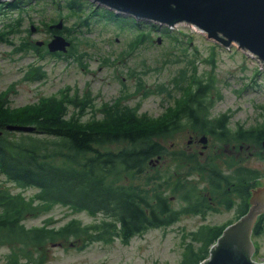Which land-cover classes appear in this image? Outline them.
<instances>
[{
    "label": "rangeland",
    "instance_id": "374dc122",
    "mask_svg": "<svg viewBox=\"0 0 264 264\" xmlns=\"http://www.w3.org/2000/svg\"><path fill=\"white\" fill-rule=\"evenodd\" d=\"M87 3L84 14L89 13L92 6L99 5L94 0H87ZM20 4L21 8H7L4 14H0V34L8 23L19 18L18 30L14 34L4 33L7 39L0 38V95L8 100L10 108L37 104L43 98L62 97L68 92L69 96L89 97L83 119L103 118L108 109L106 105L119 104V108L136 109L137 115L153 121L177 106L178 97L184 93L181 85H187L188 80L198 74L214 77L220 92V96L217 91L213 92L217 101L211 116L227 113L233 128L240 124L247 128L264 124L263 64L257 55L239 47L236 41L226 46L209 38L207 31L186 23L176 24L167 32L165 24L143 18L139 19V22L143 21L139 23L142 30L151 32L145 41H136L138 26H120L113 20L105 22L102 19L91 22V29L85 23L76 26L80 28L77 29L80 40L77 50H73L72 33H53L57 28L51 27L62 20L63 27L58 30H63L79 21L75 16H67L66 7L53 0H21ZM56 33L71 41L67 51H60L61 55L48 49L47 43ZM175 34L177 38L172 36ZM37 41L44 43L38 45ZM35 45L45 48L39 51ZM35 67L45 71V76L39 80L26 78ZM182 74L186 75V80L179 82ZM66 104L68 115L78 111L72 103L67 101ZM12 118L18 120L20 117ZM203 134L208 136L207 143L200 141ZM190 139L194 143L189 144ZM164 140L167 151L163 155L151 159L153 162L149 161L144 173L125 176L123 180L136 185L150 174L172 171L181 173L184 178H174V183L191 180L203 185L206 181L203 169L211 162L218 167L230 163L249 165L260 171V176L264 175V141H222L194 127H185ZM124 145L125 142L121 141L109 146L120 148ZM202 150L204 153L200 154ZM186 151L192 161L180 159L182 152ZM260 181L251 183L250 189L258 187ZM0 185L13 193L25 195L27 199L38 190L34 186H18L2 174ZM168 190L172 192L171 186ZM222 199L221 196L215 197V207L182 214L170 226L151 228L134 236L129 243L114 238L92 241L81 249L79 244L71 242L75 241L74 238L48 242L41 247L46 259L44 264H180L192 230L202 223H225L236 218L235 208H227ZM181 204L176 194L173 205L179 207ZM71 218L90 225L101 221L104 216L92 215L85 210L74 211L69 206L54 203L29 213L24 223L33 227L50 219L52 224L59 226ZM253 240L256 246L254 259L264 261V232L254 236ZM12 248L9 243L0 244V264L6 261Z\"/></svg>",
    "mask_w": 264,
    "mask_h": 264
},
{
    "label": "trees",
    "instance_id": "16d2710c",
    "mask_svg": "<svg viewBox=\"0 0 264 264\" xmlns=\"http://www.w3.org/2000/svg\"><path fill=\"white\" fill-rule=\"evenodd\" d=\"M20 1L0 2V14H4L7 8H21ZM53 1L67 8L68 17L75 16L79 20L63 30L54 29L60 33H72L73 50H77L80 40L77 35L80 28L76 26L82 23L89 29L91 22L102 19L105 22L113 20L120 26H138L136 41H145L151 32L142 30L143 26L139 23L143 21L108 7L92 6V10L84 14L83 9L89 5L87 0ZM17 23L19 18L8 23L0 38L7 39L4 33L14 34L18 30ZM164 27L170 32V27ZM172 36L178 37L176 34ZM34 48L40 51L45 47L35 45ZM55 54L62 53L57 51ZM45 73L40 67H35L26 78L39 80ZM185 80L186 75L182 74L179 82ZM181 88L184 93L178 97L177 106L153 121L137 115L136 109L119 108V104L106 105L108 109L103 118L92 116L83 119L89 97L69 96L68 92L62 97L43 98L37 104L21 108H10L8 100L0 95V174L18 186L38 188L33 197L27 199L25 195L13 193L0 185V244L9 243L13 247L3 264H44L46 259L41 250L44 244L71 238L75 240L71 242L79 244L81 249L92 241H111L114 238L129 243L134 236L142 235L151 228L170 226L182 214L206 210L203 207L209 203L210 196L223 197L222 201H226L229 207L232 202L227 197L228 187L233 181L239 186L237 191L246 202L239 208L236 217L246 213L251 195V184L246 183L260 176L256 168L245 170L246 166L238 165L235 172L238 179H230L229 174L218 173L215 163H209L211 175L221 179H209L208 194L203 190L206 187H201L200 183L191 180L174 183L170 173L163 171L150 174L136 185L123 180L125 176L144 173L151 159L167 151L164 139L185 127L210 133L222 141L263 143L264 124L250 128L240 124L233 128L227 113L211 116L217 101L213 92L217 91V96H220L214 77L196 74ZM67 101L78 111L68 115ZM13 116L20 118L15 120ZM9 123H32L37 129L30 133L9 130L6 128ZM121 141L125 142L123 147L109 146ZM180 159L193 160L191 156H181ZM170 186L172 192L168 190ZM171 194H177L183 204L175 207ZM54 203L69 206L74 211L102 214L104 218L90 225L82 224L76 218L59 226L52 224L50 219L38 226L25 225L24 220L29 213ZM232 221L220 225L201 224L192 230L180 264H198L205 259L212 244ZM263 232L264 214L253 228V238Z\"/></svg>",
    "mask_w": 264,
    "mask_h": 264
},
{
    "label": "water",
    "instance_id": "95a60500",
    "mask_svg": "<svg viewBox=\"0 0 264 264\" xmlns=\"http://www.w3.org/2000/svg\"><path fill=\"white\" fill-rule=\"evenodd\" d=\"M7 0H0V2ZM11 1V0H10ZM122 14L133 15L167 26L179 23L195 25L207 31L228 46L237 42L239 47L257 55L264 68V0H94ZM61 29L62 20L51 25ZM35 29V27H33ZM44 41H37L42 45ZM50 52L67 51L71 41L56 33L47 43ZM9 130L33 132V124L9 123ZM2 130H0V135ZM192 139L189 140L191 142ZM200 141L207 143L203 134ZM250 207L237 220L228 224L212 244L209 255L198 264H264L257 261L253 228L264 214V185L252 190Z\"/></svg>",
    "mask_w": 264,
    "mask_h": 264
},
{
    "label": "flooded vegetation",
    "instance_id": "af4514ba",
    "mask_svg": "<svg viewBox=\"0 0 264 264\" xmlns=\"http://www.w3.org/2000/svg\"><path fill=\"white\" fill-rule=\"evenodd\" d=\"M52 29H54V28H52ZM55 32V30L53 31V33ZM192 143H194V141L193 142H191V143H189V144H192ZM188 151H186V152H182V155L181 156H186V155H188L189 153H187ZM190 152V151H189ZM204 153V151L202 150V151H200V154H203ZM192 154H195V152H193ZM206 155H208V154H206ZM150 162H153V161H151L150 160ZM246 166V168L247 169H245V170H248V169H250V168H252L251 166H249V165H243V164H228L227 166H225V167H218L219 168V170H218V173H221V174H224V175H226V174H229L230 175V179H238V178H236L235 177V172H236V170H237V166ZM217 166V165H216ZM203 171H204V173H205V176H204V178L203 179H206V181H205V183L203 184V185H200L201 187H203L204 186V188L206 187V189H203L204 191H205V193H207L208 194V192H209V187H210V185H211V181H209V179H221V177H216L215 175H211V171H210V169H209V166H207V168L206 169H203ZM165 173H167V172H165ZM169 174V173H168ZM155 175V174H154ZM170 175H171V178L170 179H172V180H174V178H179V179H184L182 176H181V173H179V172H177V173H174V172H172V171H170ZM225 177V176H224ZM223 179H226V178H223ZM252 179V178H251ZM258 179H260L261 181H260V183L257 185V186H263L264 185V175H262V176H259V177H257L256 178V180H255V182L258 180ZM188 180V179H187ZM254 181H250V182H247L246 183V185L248 184H251V183H253ZM241 186V185H240ZM251 186V185H250ZM229 189H230V191H229V200L232 202V204H231V206H229V207H227V203H226V201H223L224 203H225V206L227 207V208H231V207H233V208H235V215H237L238 214V211H239V208L240 207H242V206H244V204L246 203V202H244V200H243V197H242V194L239 192V191H237V189H239V186H237L236 185V183H235V181H233V182H231V185H229V187H228ZM252 188L250 189V192H251V194H252ZM251 196V195H250ZM175 197V196H174ZM174 197H172V199L174 198ZM233 197V198H232ZM218 200H220V199H218ZM215 201L216 200H214V198L212 197V196H210V201H209V203L208 204H205L204 205V207H203V209H205V208H207V209H209V208H211L212 206L213 207H215ZM183 204V203H182ZM247 204H248V209H249V207H250V197H249V200L247 201ZM241 209V208H240ZM199 212H202V211H199ZM239 217H236L233 221H235V220H237ZM232 221V222H233ZM203 224V223H202ZM209 224H211V225H220V224H223V223H209Z\"/></svg>",
    "mask_w": 264,
    "mask_h": 264
},
{
    "label": "bare ground",
    "instance_id": "6f19581e",
    "mask_svg": "<svg viewBox=\"0 0 264 264\" xmlns=\"http://www.w3.org/2000/svg\"><path fill=\"white\" fill-rule=\"evenodd\" d=\"M195 26V25H194Z\"/></svg>",
    "mask_w": 264,
    "mask_h": 264
}]
</instances>
